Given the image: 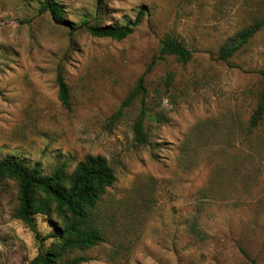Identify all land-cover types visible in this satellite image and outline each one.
Listing matches in <instances>:
<instances>
[{"label":"rangeland","instance_id":"obj_1","mask_svg":"<svg viewBox=\"0 0 264 264\" xmlns=\"http://www.w3.org/2000/svg\"><path fill=\"white\" fill-rule=\"evenodd\" d=\"M42 1L0 0V159L50 173L89 153L106 157L117 175L98 211L106 240L76 251L80 264H264V119L248 129L264 86V26L229 62L219 59L226 40L264 17V0H58L75 24L127 23L144 6L122 40L70 31L39 12ZM167 34L193 58L158 59L145 97L121 110ZM142 108L148 141L138 144ZM16 190L0 183V264H29L40 249L13 217ZM195 217L202 239L190 231Z\"/></svg>","mask_w":264,"mask_h":264},{"label":"trees","instance_id":"obj_2","mask_svg":"<svg viewBox=\"0 0 264 264\" xmlns=\"http://www.w3.org/2000/svg\"><path fill=\"white\" fill-rule=\"evenodd\" d=\"M104 0H98L100 4ZM143 6L136 18L127 23H104L101 21L82 19L75 24L65 17L66 10L58 0H43L39 12H48L52 21L67 26L70 31L78 28L86 29L92 36L122 40L133 33L146 14ZM264 26V17L238 30L226 40L219 50V59L229 62L243 46H245ZM168 55L175 56L186 63L193 58V50L185 41L175 34H167L162 40L158 55L144 71L137 85L129 93L121 105V110L130 105L141 95H146L145 76L152 69L158 59ZM264 81V69L258 70ZM172 74H168L166 81L171 83ZM59 98L63 105L70 107V88L65 77L57 76ZM1 95V90H0ZM146 110L134 123L135 141L145 144L148 133L144 122ZM264 119V86L258 94L256 108L249 119L248 129L253 132L260 127ZM13 180L17 184L16 207L13 217L21 220L34 232L39 242V252L29 264H80L86 260L84 256L74 255L76 251L97 246L105 242L106 235L99 222V208L108 189L114 185L117 175L106 157L97 154H87L80 160L73 170L69 169L67 161L58 164L55 169L47 173L39 162L29 164L18 156L8 155L0 159V183ZM43 216L51 224L52 229L46 234L38 229L36 217ZM190 231L199 238L204 237V231L199 226L198 217L190 224ZM49 241V242H48Z\"/></svg>","mask_w":264,"mask_h":264}]
</instances>
